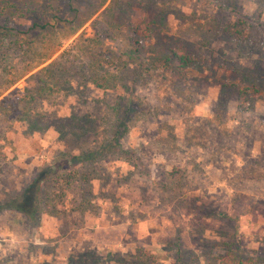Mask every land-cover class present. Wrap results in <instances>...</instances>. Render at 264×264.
I'll return each instance as SVG.
<instances>
[{
  "label": "rangeland",
  "instance_id": "374dc122",
  "mask_svg": "<svg viewBox=\"0 0 264 264\" xmlns=\"http://www.w3.org/2000/svg\"><path fill=\"white\" fill-rule=\"evenodd\" d=\"M229 253L264 262V0H0V264Z\"/></svg>",
  "mask_w": 264,
  "mask_h": 264
},
{
  "label": "trees",
  "instance_id": "16d2710c",
  "mask_svg": "<svg viewBox=\"0 0 264 264\" xmlns=\"http://www.w3.org/2000/svg\"><path fill=\"white\" fill-rule=\"evenodd\" d=\"M171 56L182 60V62H185L186 60L185 55L180 50L175 51L174 55L171 54ZM169 59L171 58L165 59L167 64L169 63ZM213 264H256V261L254 259H245L241 256L229 253L226 256L219 257ZM262 264H264V262Z\"/></svg>",
  "mask_w": 264,
  "mask_h": 264
}]
</instances>
